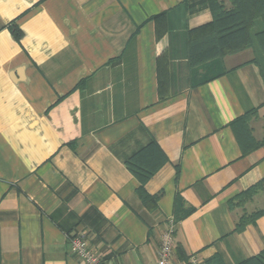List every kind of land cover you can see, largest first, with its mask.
<instances>
[{"label": "crops", "instance_id": "obj_1", "mask_svg": "<svg viewBox=\"0 0 264 264\" xmlns=\"http://www.w3.org/2000/svg\"><path fill=\"white\" fill-rule=\"evenodd\" d=\"M211 19L208 0H0V264H78L74 233L155 264L170 218L176 263L260 255L264 214L238 225L264 190L236 200L264 177V71L235 54L192 76Z\"/></svg>", "mask_w": 264, "mask_h": 264}, {"label": "trees", "instance_id": "obj_2", "mask_svg": "<svg viewBox=\"0 0 264 264\" xmlns=\"http://www.w3.org/2000/svg\"><path fill=\"white\" fill-rule=\"evenodd\" d=\"M255 3L263 4L264 0H252ZM242 2L244 6H242ZM251 3V0H232V4L234 6L230 11L224 12L217 5L216 0H208V4L212 13V19L210 22L200 25L196 28L190 29L188 32V56L190 62V72L192 76L196 75L197 68L206 62L204 59L207 56H213L214 49L218 50L221 53H228V47L233 39L243 37L247 41L249 38L248 32V22L250 21V16L243 17L241 15V8H247V4ZM239 5H241L239 7ZM256 5V4H255ZM264 15V14H263ZM260 14V16H263ZM250 17V18H249ZM11 30L15 36H18L17 28L11 27ZM252 61L256 62V60L252 59ZM226 70V69H225ZM223 71H220L214 75L220 74ZM214 75H210L209 77H205L203 79H209ZM200 79V78H199ZM240 121H244L243 117L239 119ZM247 134L248 131L245 130ZM237 135V133H236ZM238 136V135H237ZM238 141L242 146L244 152L249 148L243 145L241 142V138L238 136ZM148 176H138V180L140 181V186L137 189V193L144 200H148L147 194L143 190V184L147 180ZM264 188V177L256 183L254 186L250 187L247 191L240 194L237 198V204H241L248 197L252 196L258 189ZM234 203L230 202V207L233 206ZM264 214V208L253 213L250 216H245L240 220V224L238 225V229L241 228L244 223L247 221L253 220L255 217ZM240 264H264V250L261 251L260 255L254 257L250 260L242 262Z\"/></svg>", "mask_w": 264, "mask_h": 264}, {"label": "rangeland", "instance_id": "obj_3", "mask_svg": "<svg viewBox=\"0 0 264 264\" xmlns=\"http://www.w3.org/2000/svg\"><path fill=\"white\" fill-rule=\"evenodd\" d=\"M216 3L224 12L234 8L232 0H216ZM240 6L241 5H239V7ZM242 6H244L243 2ZM240 12L243 17H251L247 24L249 38L247 41L243 37L233 39L228 47V53H221L214 49V57H205L204 59L206 62L197 68L196 75L198 78L202 79L209 77L210 75L225 70L226 58L235 54H242L247 58L256 60V62H261L262 65L260 64V66L264 71V5L262 3H255L251 0V3L247 4V8H241ZM260 14L263 16H260Z\"/></svg>", "mask_w": 264, "mask_h": 264}, {"label": "built area", "instance_id": "obj_4", "mask_svg": "<svg viewBox=\"0 0 264 264\" xmlns=\"http://www.w3.org/2000/svg\"><path fill=\"white\" fill-rule=\"evenodd\" d=\"M175 221L170 218L162 233L158 258L155 264H205V262L194 254H190L185 261L174 262L172 258L174 247ZM69 247L72 255L78 258V264H105L101 255L94 250L86 237L80 233H74L69 237Z\"/></svg>", "mask_w": 264, "mask_h": 264}]
</instances>
